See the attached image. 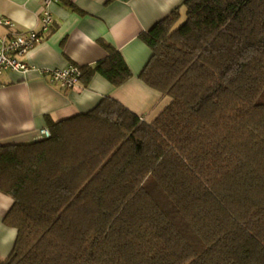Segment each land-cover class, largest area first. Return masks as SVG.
<instances>
[{
    "label": "trees",
    "instance_id": "16d2710c",
    "mask_svg": "<svg viewBox=\"0 0 264 264\" xmlns=\"http://www.w3.org/2000/svg\"><path fill=\"white\" fill-rule=\"evenodd\" d=\"M141 34L139 74L169 97L151 120L105 96L0 144V264H264V0H185ZM80 67L121 87L119 49Z\"/></svg>",
    "mask_w": 264,
    "mask_h": 264
},
{
    "label": "crops",
    "instance_id": "0c3cea01",
    "mask_svg": "<svg viewBox=\"0 0 264 264\" xmlns=\"http://www.w3.org/2000/svg\"><path fill=\"white\" fill-rule=\"evenodd\" d=\"M184 1H52L48 8L55 24L25 56L30 70L0 75V144L31 142L40 128L49 127V121L88 112L105 96L119 100L144 119H153L170 99L139 78L152 54L140 36L175 9L181 12ZM43 9V0H0V36L39 29ZM108 44L120 50L135 75L121 87L97 73L88 86L80 83L63 88L41 73L44 68L94 64L108 56ZM12 204V198L0 192L2 258L12 252L18 234L4 223Z\"/></svg>",
    "mask_w": 264,
    "mask_h": 264
},
{
    "label": "built area",
    "instance_id": "2783aa9c",
    "mask_svg": "<svg viewBox=\"0 0 264 264\" xmlns=\"http://www.w3.org/2000/svg\"><path fill=\"white\" fill-rule=\"evenodd\" d=\"M54 0H43L44 9L39 29L30 30L9 36H0V75L9 71L26 72L31 64L25 59L27 53L44 37V34L55 24V18L49 10ZM3 24H12L10 20H1ZM43 75L49 77L53 84L63 88H73L80 84L82 71L79 66L69 65L61 68H44ZM51 135L49 127L39 129L36 139L48 138Z\"/></svg>",
    "mask_w": 264,
    "mask_h": 264
},
{
    "label": "rangeland",
    "instance_id": "374dc122",
    "mask_svg": "<svg viewBox=\"0 0 264 264\" xmlns=\"http://www.w3.org/2000/svg\"><path fill=\"white\" fill-rule=\"evenodd\" d=\"M181 14H182V18H181L179 24L182 23L185 20V16H186V7H185V5L182 7ZM159 111L160 110L156 111V113H159Z\"/></svg>",
    "mask_w": 264,
    "mask_h": 264
}]
</instances>
